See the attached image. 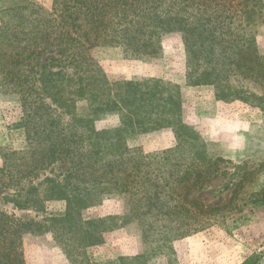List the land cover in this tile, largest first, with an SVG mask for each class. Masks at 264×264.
Returning <instances> with one entry per match:
<instances>
[{
  "label": "trees",
  "instance_id": "trees-1",
  "mask_svg": "<svg viewBox=\"0 0 264 264\" xmlns=\"http://www.w3.org/2000/svg\"><path fill=\"white\" fill-rule=\"evenodd\" d=\"M0 15V86L19 97L27 139L24 149L2 154L0 189L14 190L21 210L45 212L47 202H65L42 222L0 211V264H26L25 231L46 227L71 264H149L152 253L220 214L223 208L205 210L190 198L216 163L185 121L181 86L156 78L111 81L90 50L108 44L152 56L165 35L180 33L188 86L260 107L264 53L256 27L264 0H55L51 11L31 0H0ZM109 117L118 124L97 128ZM163 130L174 134L173 148L146 154L129 145ZM57 167L58 175L45 174ZM109 195L124 199L122 216L85 218ZM188 220L198 226L182 230ZM129 224L142 232V254L91 260L87 249Z\"/></svg>",
  "mask_w": 264,
  "mask_h": 264
},
{
  "label": "rangeland",
  "instance_id": "rangeland-1",
  "mask_svg": "<svg viewBox=\"0 0 264 264\" xmlns=\"http://www.w3.org/2000/svg\"><path fill=\"white\" fill-rule=\"evenodd\" d=\"M31 1L51 11L55 0ZM88 30L87 26H81V32ZM256 30L258 45L264 53V16ZM90 54L111 81L156 78L180 85L185 121L202 136L210 158L216 163L211 179L201 190L192 192L190 198L201 203L205 210L223 208L220 214L205 228L173 241L171 248L152 253L155 255L149 264H264V200L260 197L264 190V101L260 107L243 101L225 103L216 99L212 88L188 86L186 51L180 33L165 35L161 51L152 56H133L120 46L108 44L93 46ZM257 92L264 94V88ZM22 118L19 97L0 86V168L3 153L26 146L25 128L20 125ZM117 124L116 118L109 117L99 121L97 128ZM129 145L150 154L173 148L176 139L172 131L163 130L139 136ZM60 172L57 167L53 174L50 170L45 174ZM243 179V185L236 190ZM16 199L14 190L0 189V211L42 222L50 213L65 210L63 201L47 202L45 212L21 210L15 205ZM124 213V199L109 195L99 206L86 210L84 216L100 218ZM197 224L188 220L181 228H194ZM144 251L141 230L136 224H129L107 232L103 244L87 249V254L101 263ZM22 252L26 264H71L47 227L26 230Z\"/></svg>",
  "mask_w": 264,
  "mask_h": 264
}]
</instances>
